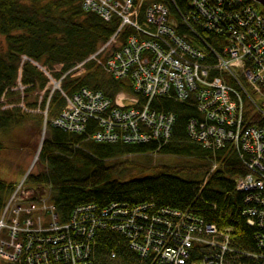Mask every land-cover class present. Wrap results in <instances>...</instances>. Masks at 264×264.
<instances>
[{
	"label": "built area",
	"instance_id": "1",
	"mask_svg": "<svg viewBox=\"0 0 264 264\" xmlns=\"http://www.w3.org/2000/svg\"><path fill=\"white\" fill-rule=\"evenodd\" d=\"M144 1L84 0L85 10L107 21L116 16L119 26L76 65L84 71V63L94 60L106 74L127 80L131 91L119 92L118 104L130 106L124 116L132 120L111 114L101 118L105 98L97 90L89 104L77 93L69 97L54 124L85 131L96 117L107 142L155 141L160 146L169 140L175 116L151 108V101L164 95L180 102L194 99L203 118L189 120L191 139L213 151L230 149L248 170L234 182L244 193L243 215L257 228V251L239 250L231 243L229 229H219L194 209L166 206L148 215L135 204L111 203L98 209L89 203L76 206L67 222L58 225L51 220L56 208L48 189L25 181L31 166L0 213V263L96 264L99 232L107 230L120 234L136 252L135 264H242L238 260L243 257L264 264V13L255 0H186V12L176 17L167 2L152 0L143 9ZM209 33L221 37H216L219 45L208 41ZM60 67L55 65V70ZM23 88L18 80L15 89Z\"/></svg>",
	"mask_w": 264,
	"mask_h": 264
},
{
	"label": "trees",
	"instance_id": "2",
	"mask_svg": "<svg viewBox=\"0 0 264 264\" xmlns=\"http://www.w3.org/2000/svg\"><path fill=\"white\" fill-rule=\"evenodd\" d=\"M151 1L146 0L143 9ZM163 1L176 17L186 12V0H175L179 7L171 0ZM83 2L0 0V35L6 42V50L0 52V133L29 122L42 130L43 114L20 106L22 103L28 109L38 108L40 96L30 99L34 92L44 90L49 81L34 62L59 79L97 51L118 28V17L104 20L97 12L85 10ZM126 33L127 30L123 31L119 40L123 41ZM216 37L207 34L208 41L215 46L219 45ZM56 64L62 65L59 70H54ZM84 67L83 74H67L61 79L65 92L73 94L84 86L102 90L108 96L121 90L131 91L127 80L106 74L96 61L89 60ZM18 79L24 86L23 92L15 89ZM48 92L46 88L41 108ZM4 105L10 106L3 108ZM64 106V99L55 91L49 102V118ZM150 107L175 116L171 136L160 146L155 141L99 143L89 139L88 132L71 133L48 120L38 160L42 169L28 175L26 182L36 189L50 187V201L63 221L76 206L85 203L105 207L111 203L147 201L181 210H197L198 215L219 229H229L233 246L256 252L257 228L242 216L244 193L236 190L234 182L236 176L247 173L244 163L228 148L213 151L191 139L187 132L188 121L203 118L194 99L180 102L171 95H164L154 98ZM3 148L0 142V152ZM162 158L169 159L163 161ZM16 183L0 177V213ZM99 233L96 264H133L130 259L133 253L120 234L107 230ZM238 263L261 264L247 257L239 259Z\"/></svg>",
	"mask_w": 264,
	"mask_h": 264
},
{
	"label": "bare ground",
	"instance_id": "3",
	"mask_svg": "<svg viewBox=\"0 0 264 264\" xmlns=\"http://www.w3.org/2000/svg\"><path fill=\"white\" fill-rule=\"evenodd\" d=\"M81 62H79V63H81ZM34 64L41 71H43L44 74L46 76H48V79H49L48 84L46 86V88L48 89L49 92H48V96H47V99H46L44 108H41V102H42V99L44 97L45 90H42L41 93H40V97H39V101H38V108L41 111H46L47 112V119L48 120L52 121L54 119L53 120V125L54 126H56L54 124L55 120H57L60 117V115H61L60 112L62 110H66L67 109L69 97H72L75 93H77L81 98H83L84 100L87 101L90 98V95L93 94V93H95L97 91V89H93V88L84 86V87H81L80 89H78L77 91H75L73 94H68L67 92H65L62 89V87H61V80L54 79L52 77V74L48 70H46L43 67H41L40 64H38L37 62H34ZM76 65H74L67 72H65L64 73L65 75L63 74L61 76V79H63L67 74H69L71 76H79V75H81L83 70H81ZM51 84L54 85L53 87L55 89H49V87H50ZM55 91H58L60 93L61 97L65 101V106L63 107V109L57 115H55L53 118H49V102H50V99L52 98V95L54 94ZM98 91H99V89H98ZM100 91H102V90H100ZM122 91H125V90H121L119 92H122ZM119 92H117L114 96H108L104 92L102 93L103 94V97L105 98V101H103L104 104H103V109L101 111V118H107V114H111V115H114L119 120L121 119V120H126L127 122H130L132 120V118H127L126 116H124L126 113L130 112V106H128L126 104L124 106H120L118 104V102H120ZM107 101H108V104H107ZM89 103H90V101H87V104H89ZM43 116H44V114H43ZM91 122L92 123L94 122L93 125H91ZM100 123H102V121L100 119H98V118L95 117L94 120H91V121L88 122L85 131H84V129L81 130V131H76L74 129H69V132H71V133H81L82 131L88 132V136L87 137L89 139H91L92 141L99 142V143H109V142H107V140L105 138L106 131L103 128V126L100 125ZM57 127H59V126H57ZM59 128H61V127H59ZM61 129L65 130V131H68V130H66L64 128H61ZM84 132H82V133H84ZM40 150H41V148H39V150L37 152L38 154L35 155V158H34L35 160H37V158H39V154H40L39 151ZM28 169H27V171H28ZM46 188L48 189V192H49L48 198L50 199V187L47 186ZM85 204H89V203H85ZM90 204L96 205V203H90ZM243 205H244V207H243V210H244L245 204L243 203ZM135 206H137L142 212H144V213H146L148 215H152V214L154 215L156 212H159L161 209H163L167 205H152V204L148 203L147 201H144V202H140V203H135ZM169 207H171V206H169ZM96 208L100 209V208H103V207H101V206L97 207L96 206ZM172 208H175V207H172ZM176 209H178V208H176ZM243 210H242V216H244L243 215ZM72 214L73 213H71L70 216ZM51 220H55L58 223V225L65 224L67 222V220H65L66 222H63V220L60 219L57 211H55V215L51 218ZM58 231L59 230H56L54 234L57 236V240H58V243L57 244H58V246L60 248H62V246H63V240L59 237ZM126 246L130 250V252L133 253V255L130 257V259H131V262L133 264H135L134 261H135V257H136V252L130 247V245L128 243L126 244ZM0 264H7V263L1 262ZM11 264H14V263H11Z\"/></svg>",
	"mask_w": 264,
	"mask_h": 264
},
{
	"label": "rangeland",
	"instance_id": "4",
	"mask_svg": "<svg viewBox=\"0 0 264 264\" xmlns=\"http://www.w3.org/2000/svg\"><path fill=\"white\" fill-rule=\"evenodd\" d=\"M259 9H261V6ZM5 50V38L0 35V52H4ZM84 72L85 71H82V74ZM53 86L54 85L51 84L49 89H55ZM40 93L41 91L34 92L30 100H34L36 95L40 96ZM45 115L47 117V112H45ZM45 115L43 117H45ZM46 123L47 122L44 123L42 130H39L35 123L29 122L20 126H14L0 133V142L4 145V148L0 152V177L7 181L17 182L18 184L20 181H24L26 176L25 173L31 166H33L30 171L31 173L39 172L42 169L41 165L38 163L39 158L37 160L34 158L35 155L38 154L39 148H42L45 138ZM156 158L158 159L159 157ZM162 159L163 161H167L169 158ZM27 177L25 181H27Z\"/></svg>",
	"mask_w": 264,
	"mask_h": 264
},
{
	"label": "water",
	"instance_id": "5",
	"mask_svg": "<svg viewBox=\"0 0 264 264\" xmlns=\"http://www.w3.org/2000/svg\"><path fill=\"white\" fill-rule=\"evenodd\" d=\"M264 9V0H255Z\"/></svg>",
	"mask_w": 264,
	"mask_h": 264
}]
</instances>
